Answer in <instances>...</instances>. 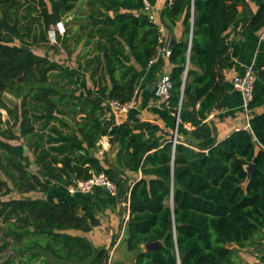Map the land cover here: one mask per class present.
<instances>
[{
  "label": "trees",
  "instance_id": "1",
  "mask_svg": "<svg viewBox=\"0 0 264 264\" xmlns=\"http://www.w3.org/2000/svg\"><path fill=\"white\" fill-rule=\"evenodd\" d=\"M79 1L86 2L85 14L67 23L60 44L68 55L85 48L77 60L84 58L83 68L99 85L83 92L73 70L29 49L48 42L49 29ZM239 5L245 0L170 4V16L182 17L185 34L167 58L172 65L167 109L178 110L179 125L190 123L198 138L174 146L172 138L162 146L158 139L130 138L131 167L142 173L130 185L94 151L101 137L118 139L129 125L160 130L132 117L117 125L103 104L105 98L128 101L138 78L131 61L145 68L155 53L158 30L142 11L143 1L0 0V196L12 190L25 195L0 199L1 247L15 254L6 264H107L110 246L95 247L73 232L99 224L95 212L81 206L80 194L69 200L28 196L99 172L115 181L117 198L128 200L124 243L135 253L134 264H236L237 251L247 247L264 264V112L254 111L264 105V65L255 69L248 127L217 142L215 126L207 128L195 109L208 92L217 99L224 94L223 35ZM248 28L264 29V1L251 13ZM187 63L201 73L188 69L183 78ZM156 241L154 250H146V243Z\"/></svg>",
  "mask_w": 264,
  "mask_h": 264
},
{
  "label": "crops",
  "instance_id": "2",
  "mask_svg": "<svg viewBox=\"0 0 264 264\" xmlns=\"http://www.w3.org/2000/svg\"><path fill=\"white\" fill-rule=\"evenodd\" d=\"M148 1L152 5V11L157 20L165 29L164 34L168 43L170 44L171 41H174L175 44L182 39L185 34L182 17L178 19L171 18L168 0ZM263 1L245 0V5L238 6L237 17L224 32L223 45L226 47V52L223 55L224 60L221 63L223 96L217 99L210 91L195 105V109L199 112V117L207 128L212 125L215 126L217 142L229 136L233 131L249 126V118L252 114L247 115L244 112L241 105V95L232 88L231 81L235 74L242 73L250 64L255 69L264 65V29L252 31L248 28L251 13H255ZM85 9L86 2L79 1L74 11L61 21L63 27L66 28L67 23L74 16L85 14ZM190 21L192 23V18H190ZM75 25L73 23V29ZM61 38L62 35L58 34L59 46L66 58H73L74 67L63 66L74 71L73 76L75 82L80 87L79 92H83L85 88H97L99 83H94L93 79L90 78V71L83 68L84 58L77 60L78 54L84 52L85 48L78 46L75 52L68 55L60 44ZM52 61L59 63L55 58ZM131 63L137 70L138 78L135 85L140 87L138 98L127 114L111 111L107 107L106 115L110 116V114H113L117 125L132 117L139 119V121L155 124L160 130H139L129 125L122 130L118 139L110 141L109 135L101 137L98 142V148L94 151V155L101 160L104 167H110L114 172H117L121 177L126 179L130 185L142 176L140 170L135 171L132 169L129 161L128 141L130 138L133 137L146 141L158 139L161 146L165 142L164 139L172 138L173 134L175 135L176 142L186 143L187 139L194 140V138H198L192 137L191 131L194 129V126L190 123L185 122L179 125V117L177 119L167 108L150 106L148 104L149 98L154 96L156 92L158 77L163 72H170L172 68L171 63L166 59L162 63H156L145 68L140 67L133 61ZM187 69L201 73L198 67L191 64H188ZM152 83H155L153 88L150 87ZM106 100L105 98L104 105ZM254 111L257 113L264 112V105L257 107ZM71 195L65 187L51 183L49 190L41 197L52 198L53 200H69L73 199ZM80 195L82 198L81 206L93 210L99 220V224L88 232L78 230L73 232L85 236L95 247L110 246L109 252L111 251V254L107 260V264H134L135 253L127 251L124 243L126 221L129 216L127 199H119L109 194L103 188H96L90 194ZM123 250L128 253L124 254L121 252ZM237 255L238 260L236 264H258V260L250 247L239 249Z\"/></svg>",
  "mask_w": 264,
  "mask_h": 264
},
{
  "label": "built area",
  "instance_id": "3",
  "mask_svg": "<svg viewBox=\"0 0 264 264\" xmlns=\"http://www.w3.org/2000/svg\"><path fill=\"white\" fill-rule=\"evenodd\" d=\"M143 1V7L142 11L147 14L148 20L155 24L157 26L158 30V36H157V45L155 53L150 57L148 60L147 66L154 65L160 61L166 60L170 53L171 48L169 47V43L167 39L165 38V29L163 25L160 24V22L157 20L156 16L154 15L152 11V5L148 0H142ZM174 0H168V2L171 4ZM65 28L63 27V24L61 21L57 22L54 28H50L48 31V37L49 40L54 43L56 41V36L58 34L64 33ZM192 30L189 31V38H191ZM190 50V39H189V47L188 52ZM188 63L185 66V69L183 71V78L186 77ZM256 80V73L255 68L252 64L248 65L242 73L235 74L232 77L231 85L232 88L239 92L241 95V105L244 110V112L249 115V109L248 105L252 100L253 97V88L254 83ZM172 84L169 77V74L166 72H163L156 81V92L154 96L150 97L148 100V104L150 106H162L165 108H168V99L170 96ZM140 92V87L136 86L133 89L131 98L126 102H120L115 99H107L105 101V105L114 112L121 113V114H127L129 110L134 106L138 95ZM175 117L178 119V110L177 113L172 112ZM175 135L173 134L172 137V144L175 145ZM96 188H103L105 189L109 194L116 196L117 195V184L114 180L109 178V176L104 172H99L92 174L87 179H78L75 180L72 184L66 186V190L69 194H90L94 191ZM128 204V200H127Z\"/></svg>",
  "mask_w": 264,
  "mask_h": 264
},
{
  "label": "rangeland",
  "instance_id": "4",
  "mask_svg": "<svg viewBox=\"0 0 264 264\" xmlns=\"http://www.w3.org/2000/svg\"><path fill=\"white\" fill-rule=\"evenodd\" d=\"M20 1H21V3L22 2L23 3L24 2H31V3L33 2V0H20ZM23 11L24 10L22 8L21 9V12H23ZM52 28H54V26L51 27V29ZM62 34H60V35H62ZM47 38H48V42H46V43H40L38 45H32V46L29 47V49L32 50L34 53H36L38 55L46 56L48 59L54 60V58H55L62 65L74 67V65H73V58L72 57L71 58H69V57L66 58L64 56V54H63V52H62V50H61V48L59 46V43H58V36H56V41L54 43H52L49 40L48 33H47ZM16 43H18V41H16ZM8 97L11 98V99H13V101H15L16 103H19V99H14L11 95H8ZM3 116L4 117H8V115L5 113V111H3ZM11 124H12V122H11ZM31 169L34 171L35 170V167L32 166ZM43 195H44V193H41V192H32V193H29L28 194V196H34V197L35 196H37V197L40 196L41 197ZM21 196H25V195H22L20 193H17L16 191L12 190L9 194L4 195V196H0V199L19 198ZM1 236H2V230L0 229V264H6L4 262V260L6 259V257L9 256V255L15 256V254H14V251L10 248V246H6L4 248L1 247L2 242H3V238ZM121 252H123L124 254H127L128 253L125 250H123ZM110 254H111V251L109 252V256H110ZM61 262L63 264L64 263H67L66 261H61Z\"/></svg>",
  "mask_w": 264,
  "mask_h": 264
},
{
  "label": "water",
  "instance_id": "5",
  "mask_svg": "<svg viewBox=\"0 0 264 264\" xmlns=\"http://www.w3.org/2000/svg\"><path fill=\"white\" fill-rule=\"evenodd\" d=\"M106 14L109 15L108 12ZM173 45H174V41H171L169 44V47L172 48ZM154 85H155V83H152L150 87L153 88ZM3 121H4L5 127H9L11 125V120L9 119V117L3 116ZM253 169H254V165H251L249 167V176H251ZM158 245H159V242H157V241L156 242H148L145 244V248H146V250H154ZM232 245H233L232 243L229 244V246H232Z\"/></svg>",
  "mask_w": 264,
  "mask_h": 264
}]
</instances>
